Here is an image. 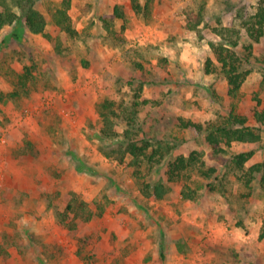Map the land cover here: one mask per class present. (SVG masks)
I'll return each mask as SVG.
<instances>
[{
    "label": "rangeland",
    "instance_id": "374dc122",
    "mask_svg": "<svg viewBox=\"0 0 264 264\" xmlns=\"http://www.w3.org/2000/svg\"><path fill=\"white\" fill-rule=\"evenodd\" d=\"M132 1L70 0L69 34L52 16L62 0H34L46 34L25 25L17 34L14 23L0 30V95L19 92L0 99V264H264L262 173L248 185L232 162L251 149L245 168L264 162V123L250 116L261 139L233 141L226 152L181 123L224 122L233 105L244 115L262 109L264 35L254 43L260 60L242 63L250 73L236 97L209 44L220 40L219 17L239 26L238 9L253 12L257 0H138L148 5L140 12ZM116 4L124 17L110 16ZM199 9L203 20L189 28ZM25 66L33 78L22 87ZM107 98L120 112L119 135L103 138L98 104ZM127 128L161 144L163 159L122 152ZM192 150L197 166L169 180L168 160ZM209 166L211 177L200 172ZM146 183L166 191L149 196Z\"/></svg>",
    "mask_w": 264,
    "mask_h": 264
},
{
    "label": "trees",
    "instance_id": "16d2710c",
    "mask_svg": "<svg viewBox=\"0 0 264 264\" xmlns=\"http://www.w3.org/2000/svg\"><path fill=\"white\" fill-rule=\"evenodd\" d=\"M4 4L0 9V30L6 24H15V33H20L24 25L32 33H42L46 32L47 19L45 14L34 6V0H13L15 5L21 10L20 13L15 11L5 0H2ZM132 5L135 11L140 12L141 9L147 10V4L144 7L139 3L138 0H133ZM70 6V0H62L61 5L56 8L53 12V20L56 25H58L62 30L69 34H74L76 31L72 27L71 17L67 11ZM203 8V6H201ZM245 7H241L237 11V15L241 18L239 26L234 24L224 25L218 18V24L214 27V32L220 36L218 41H210L209 44L213 53L216 56L217 61L220 63V70L228 81V94L232 97H236L242 87L246 76L250 73L249 69H244L243 64L245 61H250L251 58L260 60L254 53V43L258 42L260 38L264 35V0H257V5L253 12H246ZM202 9L198 11V21L196 23H189V28L196 29L197 23L203 20L201 15ZM111 17H124L122 7L116 4L113 8V13ZM245 31L247 34L248 41L241 42V33ZM46 34V33H45ZM241 45V46H240ZM240 46L241 54L238 53L237 47ZM141 68L143 65L137 63ZM207 64H211V60L207 59ZM212 69L208 66L207 71L210 72ZM32 71L29 66L24 67L23 73L19 75L18 83L25 87L28 79H32ZM262 84L264 85V72L261 78ZM19 94L18 90L10 91L5 95H0L2 100L4 96L6 99L14 98ZM148 100L143 99L142 102L146 103ZM260 99L257 98V105H260ZM115 101L113 99H105L103 102L98 104L99 114L102 116L104 127L101 128V137L109 138L112 136L119 135L117 131L113 129V116H117L120 112L116 111L112 107ZM140 104L136 99L133 100L132 105L135 108ZM137 109V108H136ZM134 109V110H136ZM130 114V120H134V117ZM250 116L255 117L256 121L264 123V105L262 109L254 108L249 109L247 113L241 114L235 110L233 105L229 114L221 123H203L195 122L192 120H182V124L185 128H188L195 133H206V139L209 144L212 145L216 152H226L227 148L231 146L233 141L242 142H255L261 139V128L257 125L252 126L248 124ZM133 117V118H132ZM130 124V121H129ZM125 137L128 138L129 142L125 146L122 152L127 151L135 159L146 160L149 162H160L166 151L161 150L162 145H154L149 138L132 139L130 136V129L124 131ZM223 143V144H222ZM151 148L150 151L148 149ZM254 151L246 150L234 153L232 156V162L234 166L243 170L246 176V184L251 185V182L257 177L258 172L261 171L260 175V186L264 190V162H257L245 168V162L250 159ZM200 153L196 150H192L188 155L179 154L173 159L167 162V175L169 180H174L176 177L185 176L187 172L197 166L196 161L199 159ZM122 160V157H121ZM205 164L203 161L201 162ZM84 164L81 162L78 166L79 169L86 168L87 171L92 170L91 167H83ZM200 172L207 177H211L216 173V168L214 166H209L203 168ZM189 188V187H188ZM192 190V188H189ZM166 188L163 183L151 185L150 183L145 184L143 192L147 195L161 198ZM183 195L185 197H192L190 191L183 189ZM70 206V204H69ZM260 238H264V222L263 230L259 234ZM161 247H163L161 245Z\"/></svg>",
    "mask_w": 264,
    "mask_h": 264
},
{
    "label": "crops",
    "instance_id": "0c3cea01",
    "mask_svg": "<svg viewBox=\"0 0 264 264\" xmlns=\"http://www.w3.org/2000/svg\"><path fill=\"white\" fill-rule=\"evenodd\" d=\"M113 11V8L109 10V13H111Z\"/></svg>",
    "mask_w": 264,
    "mask_h": 264
}]
</instances>
